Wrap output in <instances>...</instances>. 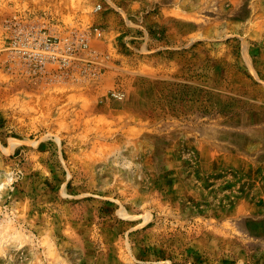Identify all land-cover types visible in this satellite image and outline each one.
I'll return each mask as SVG.
<instances>
[{
  "label": "rangeland",
  "instance_id": "374dc122",
  "mask_svg": "<svg viewBox=\"0 0 264 264\" xmlns=\"http://www.w3.org/2000/svg\"><path fill=\"white\" fill-rule=\"evenodd\" d=\"M19 8L102 24L111 68L34 76ZM262 220L264 0H0V264H264Z\"/></svg>",
  "mask_w": 264,
  "mask_h": 264
},
{
  "label": "built area",
  "instance_id": "2783aa9c",
  "mask_svg": "<svg viewBox=\"0 0 264 264\" xmlns=\"http://www.w3.org/2000/svg\"><path fill=\"white\" fill-rule=\"evenodd\" d=\"M104 8L102 2H97L92 12L101 13ZM5 26L10 48L20 55L26 70L34 76L62 79L76 86L80 83L78 89L82 93L90 85H97L111 68L101 59L107 55L91 47L93 37L105 36L106 28L102 24L92 22L77 27L66 24L53 11L19 8L7 18ZM125 96L124 86L119 83L107 92V97L114 100H123Z\"/></svg>",
  "mask_w": 264,
  "mask_h": 264
},
{
  "label": "crops",
  "instance_id": "0c3cea01",
  "mask_svg": "<svg viewBox=\"0 0 264 264\" xmlns=\"http://www.w3.org/2000/svg\"><path fill=\"white\" fill-rule=\"evenodd\" d=\"M107 22H108V23L105 22V24H106V27H107V29H108V27H111V26H109L111 23H110L109 20H107ZM107 25H108V26H107ZM235 169L238 170V171H240V169H239L238 167H235ZM241 172H242V171H241Z\"/></svg>",
  "mask_w": 264,
  "mask_h": 264
},
{
  "label": "trees",
  "instance_id": "16d2710c",
  "mask_svg": "<svg viewBox=\"0 0 264 264\" xmlns=\"http://www.w3.org/2000/svg\"><path fill=\"white\" fill-rule=\"evenodd\" d=\"M262 221H264V220H262Z\"/></svg>",
  "mask_w": 264,
  "mask_h": 264
}]
</instances>
